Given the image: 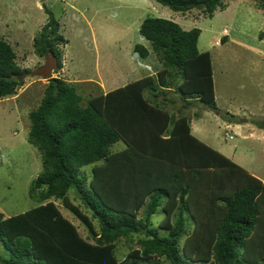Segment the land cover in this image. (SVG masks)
<instances>
[{
    "label": "trees",
    "instance_id": "obj_1",
    "mask_svg": "<svg viewBox=\"0 0 264 264\" xmlns=\"http://www.w3.org/2000/svg\"><path fill=\"white\" fill-rule=\"evenodd\" d=\"M156 1L207 16L223 6L221 0ZM57 29L48 11L32 43L39 56L52 52L59 67L58 43L66 39ZM138 31L162 61L154 75L85 97L74 81L46 79L27 112L26 139L41 163L28 187L37 204L10 215L0 211V264H264V181L195 136L185 114L170 113L155 98L171 66L179 78L175 91L217 110L209 52L196 46L200 28L145 16ZM134 49L140 57L149 52L141 42ZM25 70L0 37V98L15 93ZM225 114L228 120L234 116ZM117 140L124 145L111 149ZM84 164H90L89 173ZM70 187L89 214L69 198ZM52 199L83 223L90 240ZM156 208L162 216L154 226L150 215ZM133 236L137 245L118 258L117 239Z\"/></svg>",
    "mask_w": 264,
    "mask_h": 264
},
{
    "label": "rangeland",
    "instance_id": "obj_2",
    "mask_svg": "<svg viewBox=\"0 0 264 264\" xmlns=\"http://www.w3.org/2000/svg\"><path fill=\"white\" fill-rule=\"evenodd\" d=\"M221 1L226 8L218 6L211 16H207L195 8L174 11L156 0H0V37L11 45L18 65L27 70L34 68L43 62L45 53L39 56L33 51V36L46 21L49 11L58 21L57 31L66 39L58 43L60 66H56L51 75L74 81L77 90L85 97L89 92H96L98 85L101 89H109L149 71L146 63L152 68L161 67L158 54L151 51L149 40L138 31L139 23L145 16L170 18L182 24V28L199 27L197 48L210 50V63L216 73L218 108L216 120L214 115L207 113L199 120L204 124L202 135L195 131L192 133L207 142L214 138L225 152L240 155L236 159L244 161L242 166L262 170L264 176V150L260 153L263 146L253 138L254 133L259 131L254 127L257 126L254 120L264 122V117L260 119V114L251 115L247 109H237L240 104L255 112L259 110L257 108H264V12L254 9L253 2L258 3L257 0ZM223 28L227 31L225 41H220ZM137 42L147 47L149 52L146 57L138 56V50L134 49ZM167 68L170 72L167 81L178 80L174 69L171 66ZM27 70L22 73L23 81L15 93L0 98V211L4 215L37 204L28 196V187L41 169V163L38 149L26 139L29 125L27 112L39 101L47 78L29 74ZM155 81L159 83L157 79ZM159 90L158 100H162V92H165L168 98H174L176 94L177 103L180 101L178 91ZM176 105L174 103V107ZM205 105L197 107L190 102L186 112L189 115L194 110L202 112ZM230 105L234 110L226 111L224 107L228 109ZM228 112L235 115L231 120L225 114ZM258 139L264 141V135ZM121 144V140L116 141L110 148L116 149ZM89 167L90 164L82 165L88 173ZM67 194L83 211L90 213L74 196L71 187ZM52 200L61 213L76 224L79 233L85 235L86 229L78 218L62 206L59 199ZM141 213L140 209L138 214ZM161 216L160 208L150 215L154 226ZM93 221L97 226L96 220ZM157 230L162 232L161 228ZM134 245H137L135 236L131 240L120 237L114 253L121 258L129 246ZM157 260L163 262L161 257ZM141 264L148 263L142 261ZM204 264L212 263L206 261Z\"/></svg>",
    "mask_w": 264,
    "mask_h": 264
},
{
    "label": "crops",
    "instance_id": "obj_3",
    "mask_svg": "<svg viewBox=\"0 0 264 264\" xmlns=\"http://www.w3.org/2000/svg\"><path fill=\"white\" fill-rule=\"evenodd\" d=\"M253 2V1H252ZM253 4H254V9L256 10V12H261V13H263L264 12V6H262V5H260L259 3H255V1L253 2ZM224 8H226V5L224 4L223 6H222V8H220V9H224ZM180 24V23H179ZM180 26H182V24L180 25ZM141 35V34H140ZM199 35V34H198ZM222 35V34H221ZM221 35H220V37H221ZM143 37V36H142ZM222 37H224V35H222ZM216 39V38H215ZM147 40V39H146ZM225 41V40H224ZM239 43V42H238ZM214 44H216V43H214ZM196 46H197V42H196ZM204 49H207L208 50V52H209V56H211V53H210V50L208 49V48H202V49H198V50H204ZM216 57V53L214 54V58ZM211 64V79H212V90H213V98H214V103H215V105H216V95H218V93H216V73L214 72L215 70H214V68H213V65H212V63H210ZM145 66L149 69V71H147V72H143V73H141V74H139V76L138 77H141L142 75H146V74H152V75H154L155 73H156V71L158 70V68H152V66L149 64V63H146L145 64ZM138 77H136V78H138ZM133 79H135V78H133ZM133 79H131V80H133ZM167 80V79H166ZM174 80H175V78H174ZM129 81V80H128ZM124 81H122L121 83H123ZM96 83V82H95ZM101 83V82H100ZM120 83V84H121ZM96 84H98V83H96ZM102 84V83H101ZM124 84V83H123ZM122 85V84H121ZM101 86V85H100ZM99 85H98V87H96V90H97V92H99V91H102V92H105L106 90H108L107 88L106 89H101L102 87H100ZM118 86V85H117ZM159 87H161V89L162 88H164L163 90L165 91V90H167V89H169V90H172V91H174V92H176L175 91V89H174V82H168L167 83V85H165V86H163V85H160V84H158V87L157 88H155L154 89V91H157L158 89H159ZM113 88V87H112ZM109 89H111V88H109ZM164 95H163V98H162V100H158V99H160V96H159V94H160V92L159 93H157V95H156V100L157 101H162L161 103H163V105H164V107L170 112V113H183V114H185L187 117H188V123H189V128H190V132H192V131H195V132H197L198 134H203V126H204V124H202V122H199V120L201 119V117H203L202 115H204V113H207V114H211V116H213L214 115V119L216 120L217 119V117H216V108H211V107H209V106H206L205 105V108H202V112H200L199 110H194L193 112H192V114H188L186 111H187V105L189 106L190 105V102H193V104L195 105V106H197V107H200V106H204V102H202V101H200V100H198L196 97H192V98H186L185 96H182L181 95V98L179 97V99H180V101L177 103V99H178V97H176L177 95L175 94V96H174V98L173 97H169V99H168V97L165 95V92H162ZM144 95H148L147 94V92L146 91H144ZM152 98H153V96H152ZM174 103H176L177 105L174 107ZM201 103V104H200ZM216 107H217V105H216ZM232 107V105H230L229 106V108L228 109H226V107H224V109L226 110V111H232V110H234V108H231ZM218 108V107H217ZM237 109H247L248 110V113H250L251 115H253V114H260L261 115V117H260V119L262 118V117H264V108L262 107V108H257V109H259L257 112H255V110L254 109H250V108H246V105H243V104H240L239 106H237ZM209 110H211V113H209L210 111ZM195 112H197V114H195ZM235 112H237V111H235ZM228 113H230V112H228ZM188 114V115H187ZM192 116H193V118H192ZM208 116H210V115H208ZM219 117V116H218ZM240 119H242V118H240ZM239 119V120H240ZM252 119H256L255 117H252ZM241 121V120H240ZM254 127L257 129V130H259V131H256L255 133H254V136H253V138L255 139V140H258L261 144H262V148H261V151H260V153L264 150V141H260V139H258V138H261L262 137V135H264V126H263V128L262 127H257V126H255L254 125ZM202 140V139H201ZM117 141H119V140H117ZM204 141V140H203ZM116 142V141H115ZM122 142V141H121ZM204 142H206L207 144H209V145H211L212 147H214L215 149H217V150H219L220 152H222L223 154H225L226 156H228L230 159H232L233 161H235L237 164H239L240 166H242L243 164H244V161H239V160H237L236 159V157L237 156H240V155H238L237 153H235V152H225L224 151V149L223 148H220V146L218 145V142L217 141H215L214 140V138H212V141L210 140V141H204ZM124 145V143L122 142V144L118 147V148H121L122 146ZM118 148H116V149H118ZM235 151V150H234ZM243 168H245L244 166H242ZM249 173H251V174H253V175H255V176H257L258 178H260L262 181H264V176H263V174H262V170L261 171H259V170H257V169H255V170H251V169H248V168H245ZM79 220V219H78ZM71 221V220H70ZM80 221V220H79ZM74 224V223H73ZM75 226H76V224H74ZM81 225H83V223L81 224ZM84 226V225H83ZM84 228L86 229V227L84 226ZM76 230L78 231V229H77V226H76ZM79 232V231H78ZM81 236H83V237H87V238H90V237H88L87 236V231H86V233H85V235H82V234H80Z\"/></svg>",
    "mask_w": 264,
    "mask_h": 264
},
{
    "label": "water",
    "instance_id": "obj_4",
    "mask_svg": "<svg viewBox=\"0 0 264 264\" xmlns=\"http://www.w3.org/2000/svg\"><path fill=\"white\" fill-rule=\"evenodd\" d=\"M259 1L264 2V0H259ZM134 54H137V51H134ZM56 66H57V60L54 54L52 52H46L43 62L35 66L34 68L27 70V72L32 75H38L43 78H48L52 76L51 75L52 70L55 69Z\"/></svg>",
    "mask_w": 264,
    "mask_h": 264
},
{
    "label": "clouds",
    "instance_id": "obj_5",
    "mask_svg": "<svg viewBox=\"0 0 264 264\" xmlns=\"http://www.w3.org/2000/svg\"><path fill=\"white\" fill-rule=\"evenodd\" d=\"M222 32V31H221ZM227 32V31H226ZM226 32H222L221 34L222 35H225L226 34ZM218 42V40L216 39V43ZM54 70V69H53ZM52 76H54V75H52ZM234 115V114H233ZM235 116V115H234ZM243 119V118H242ZM246 120V119H245ZM257 120H259V119H257Z\"/></svg>",
    "mask_w": 264,
    "mask_h": 264
},
{
    "label": "built area",
    "instance_id": "obj_6",
    "mask_svg": "<svg viewBox=\"0 0 264 264\" xmlns=\"http://www.w3.org/2000/svg\"><path fill=\"white\" fill-rule=\"evenodd\" d=\"M223 30H224V31H222V32H225V28H223Z\"/></svg>",
    "mask_w": 264,
    "mask_h": 264
}]
</instances>
